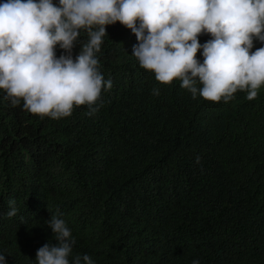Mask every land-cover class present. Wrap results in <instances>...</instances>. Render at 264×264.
Listing matches in <instances>:
<instances>
[{"label": "trees", "instance_id": "obj_1", "mask_svg": "<svg viewBox=\"0 0 264 264\" xmlns=\"http://www.w3.org/2000/svg\"><path fill=\"white\" fill-rule=\"evenodd\" d=\"M106 31L97 57L113 87L92 115L80 106L41 118L0 90L7 264H37V250L57 243L46 223L57 210L72 256L94 264H264V85L253 100L240 90L227 103L193 99L179 80L160 84L139 66L131 30L116 22ZM88 39L81 31L73 59ZM260 47L254 40L252 51Z\"/></svg>", "mask_w": 264, "mask_h": 264}, {"label": "clouds", "instance_id": "obj_2", "mask_svg": "<svg viewBox=\"0 0 264 264\" xmlns=\"http://www.w3.org/2000/svg\"><path fill=\"white\" fill-rule=\"evenodd\" d=\"M119 22L135 35L132 55L157 82L180 87L206 101L227 103L240 90L247 99L264 85V0H5L0 3V90L12 106L41 118L70 117L102 105V90L113 87L100 71L106 26ZM81 31L89 39L73 59ZM212 38L201 44L198 37ZM66 54L56 56V47ZM202 49L203 62L197 58ZM159 95V89L152 90ZM199 162V157H197ZM7 216L17 215L9 200ZM57 210L46 223L56 244L37 250V264H94L72 256L75 239ZM0 264H7L0 253ZM192 264H199L193 260Z\"/></svg>", "mask_w": 264, "mask_h": 264}]
</instances>
